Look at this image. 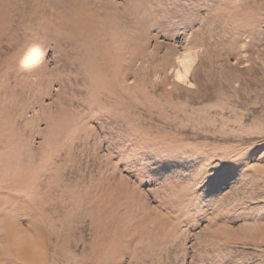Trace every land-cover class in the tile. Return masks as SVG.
<instances>
[{"label":"rangeland","instance_id":"rangeland-1","mask_svg":"<svg viewBox=\"0 0 264 264\" xmlns=\"http://www.w3.org/2000/svg\"><path fill=\"white\" fill-rule=\"evenodd\" d=\"M14 2L27 35L20 48L0 42V68L24 84L19 122L38 132L40 105L50 98L45 93L50 87L51 95L68 91L80 69L56 57L37 0ZM255 3L250 23L237 26L229 23L236 14L227 11L224 23L205 21L222 0H162L153 7L149 39L119 64V86L137 101L166 109L183 136L146 139L107 114L92 120L98 136L89 141L82 167L93 166L94 152L109 153L142 190L168 194L158 206L176 221L162 240L145 233L129 241L120 264H264V136H252L264 124L256 115L264 114V10ZM177 59L188 69L183 84L169 75ZM34 215L23 194L0 189V225L27 223ZM84 244L83 233L62 231L50 247L51 264H79Z\"/></svg>","mask_w":264,"mask_h":264},{"label":"clouds","instance_id":"clouds-1","mask_svg":"<svg viewBox=\"0 0 264 264\" xmlns=\"http://www.w3.org/2000/svg\"><path fill=\"white\" fill-rule=\"evenodd\" d=\"M36 6L44 13L41 28L56 57L74 62L80 69L79 82L68 91L58 88L56 95H51V87L47 90L50 98L40 105L37 132L20 123L17 115L24 84L10 78L11 69L0 68V189L19 191L35 213L27 223L12 220L0 225V259L51 264L54 239L74 228L85 238L77 253L79 264H120L129 241L145 233L162 240L174 226L175 219L158 206L168 194L142 190L107 152H94L92 167H82L81 162L89 141L98 136L92 120L100 114L146 139H183L166 109L133 99L118 82L119 64L138 55L142 42L149 39V19L162 0H56V6L37 0ZM141 6L146 7L138 10ZM255 7V0H222L205 21L224 23L227 11L236 14L229 23L247 26L246 17ZM259 7L264 10V0ZM15 8L14 0H0V42L12 41L20 48L27 32ZM259 20L264 21V15ZM182 65L184 61L177 59L169 73L181 84L188 76ZM256 115L264 120V114ZM213 135L218 133L207 136ZM252 136L264 135L258 131ZM60 264H65L63 259Z\"/></svg>","mask_w":264,"mask_h":264},{"label":"snow or ice","instance_id":"snow-or-ice-1","mask_svg":"<svg viewBox=\"0 0 264 264\" xmlns=\"http://www.w3.org/2000/svg\"><path fill=\"white\" fill-rule=\"evenodd\" d=\"M184 82H185V81H184ZM189 87H193V86H192V85H189ZM259 131H260V133H261L262 135H264V124L261 125ZM254 134H255V133H253V135H254Z\"/></svg>","mask_w":264,"mask_h":264}]
</instances>
